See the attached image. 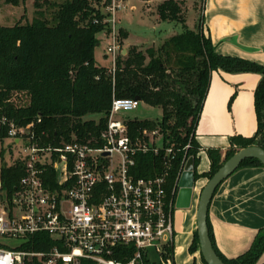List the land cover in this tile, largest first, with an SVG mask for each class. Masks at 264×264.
I'll use <instances>...</instances> for the list:
<instances>
[{"label": "trees", "instance_id": "1", "mask_svg": "<svg viewBox=\"0 0 264 264\" xmlns=\"http://www.w3.org/2000/svg\"><path fill=\"white\" fill-rule=\"evenodd\" d=\"M4 1L19 3V0ZM194 2L202 5V0ZM110 4L111 0H35L30 23L0 26V115L22 126L34 121L33 130L43 144L58 145L76 139L97 145L93 139L105 128L112 98L139 97L151 106L160 107L162 114L157 120L128 119V132L135 137L144 128L157 130L162 144L172 148L166 176L169 192L182 162L189 156L194 159L196 179L210 178L240 148L249 145L264 148V65L219 53L210 36L203 32L202 18L198 19L195 31L189 30L180 2L163 0L157 7L159 18L179 23L182 32L158 47L132 46L125 53L121 49L113 70L111 65L98 66L94 57L100 42L97 33L111 32L106 21V7ZM217 68L263 74L254 95L257 130L251 137H231L223 159L220 149H207L209 169L198 174L194 128L210 72ZM5 136L2 127L0 140ZM245 165L263 166L254 158L245 159L239 167ZM162 171L160 155L136 156L135 177H151ZM22 175L19 163L0 164V189L14 190ZM207 226L213 248L226 264H256L264 252V228L257 231L247 250L226 258L215 245L208 216ZM40 237L46 239L44 244L36 242ZM32 239L35 241L28 242L25 248L41 250L50 245L45 235ZM198 248L195 231L188 249L194 252ZM81 264L93 263L81 260Z\"/></svg>", "mask_w": 264, "mask_h": 264}, {"label": "built area", "instance_id": "2", "mask_svg": "<svg viewBox=\"0 0 264 264\" xmlns=\"http://www.w3.org/2000/svg\"><path fill=\"white\" fill-rule=\"evenodd\" d=\"M122 5L106 7L114 14ZM111 43L106 50L114 69L120 51L114 18L109 19ZM140 100L113 97L106 125L89 141L43 144L33 130L0 115V130L18 154L23 175L14 190L0 189V238L18 239L9 246L0 240V264H172L175 199L182 162L171 192L167 170L173 151L162 144L157 130L144 128L132 137L119 112L133 110ZM40 119H37L39 122ZM161 156L163 171L135 177L136 156ZM47 236L49 246H24L35 236ZM36 242L44 244L40 237ZM153 251L157 260H150Z\"/></svg>", "mask_w": 264, "mask_h": 264}, {"label": "crops", "instance_id": "3", "mask_svg": "<svg viewBox=\"0 0 264 264\" xmlns=\"http://www.w3.org/2000/svg\"><path fill=\"white\" fill-rule=\"evenodd\" d=\"M202 6L203 32L219 53L264 65V0H202ZM262 78L257 71L217 68L210 72L194 128L198 161L204 158L202 172L209 169L207 149H220L223 159L231 137H251L256 133L254 95ZM207 179H197L188 208L174 210L175 264H206L199 248L190 252L188 247L196 231L198 195ZM207 216L222 255L234 258L247 250L257 231L264 228V167H238L216 188ZM263 263L264 252L256 264Z\"/></svg>", "mask_w": 264, "mask_h": 264}, {"label": "rangeland", "instance_id": "4", "mask_svg": "<svg viewBox=\"0 0 264 264\" xmlns=\"http://www.w3.org/2000/svg\"><path fill=\"white\" fill-rule=\"evenodd\" d=\"M35 0H19L17 5H13L0 0V26H13L17 23H30L34 16ZM163 0H116L120 2L122 8L114 14L108 13L109 19L114 18V27L120 49H127L135 46L140 49L147 47H158L166 39L182 32L179 23L174 21H162L157 13V7ZM180 2L182 15L186 18V26L189 30L195 31L198 19H203V6L194 0H176ZM99 45L94 51L95 62L98 66H110L111 56L106 52L107 46L111 43L110 34L105 31L97 33ZM121 41V42H120ZM119 51L116 52L118 55ZM161 108L151 106L143 101L133 110L121 111L118 116L126 119L157 120L161 117ZM94 117V116H88ZM11 140L4 138L0 140V164L11 165L18 157V154L10 146ZM204 168V158L198 161L195 167L197 173H202ZM199 184V182H198ZM199 186V185H198ZM195 188V187H194ZM200 186L198 187V189ZM195 190V189H194ZM7 245L15 246L18 239L0 238ZM150 260H157L155 252L148 254Z\"/></svg>", "mask_w": 264, "mask_h": 264}, {"label": "water", "instance_id": "5", "mask_svg": "<svg viewBox=\"0 0 264 264\" xmlns=\"http://www.w3.org/2000/svg\"><path fill=\"white\" fill-rule=\"evenodd\" d=\"M125 51L123 50L122 53H125ZM135 99L141 101L139 97H135ZM248 158L257 159L264 167V148L258 145H249L237 150L207 179L199 192L195 214L196 234L199 252L206 264H226L218 256L210 240L207 226L208 206L220 183L231 175L242 161ZM197 179L194 172V159L189 156L177 182L176 208L182 209L190 206Z\"/></svg>", "mask_w": 264, "mask_h": 264}, {"label": "flooded vegetation", "instance_id": "6", "mask_svg": "<svg viewBox=\"0 0 264 264\" xmlns=\"http://www.w3.org/2000/svg\"><path fill=\"white\" fill-rule=\"evenodd\" d=\"M174 238H175V235H174ZM172 264H175L174 262V245H173V249H172Z\"/></svg>", "mask_w": 264, "mask_h": 264}]
</instances>
